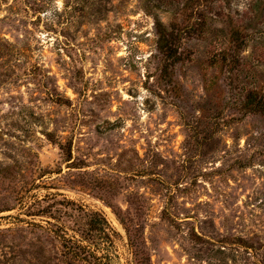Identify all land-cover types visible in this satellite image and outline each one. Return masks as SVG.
<instances>
[{
    "label": "rangeland",
    "instance_id": "374dc122",
    "mask_svg": "<svg viewBox=\"0 0 264 264\" xmlns=\"http://www.w3.org/2000/svg\"><path fill=\"white\" fill-rule=\"evenodd\" d=\"M185 2L0 0V264H264V20Z\"/></svg>",
    "mask_w": 264,
    "mask_h": 264
},
{
    "label": "trees",
    "instance_id": "16d2710c",
    "mask_svg": "<svg viewBox=\"0 0 264 264\" xmlns=\"http://www.w3.org/2000/svg\"><path fill=\"white\" fill-rule=\"evenodd\" d=\"M181 11L184 14V20L188 25L179 31L176 28L170 27L171 30H166L161 23L157 22L158 41L157 47L163 54L166 61L173 65L180 60L178 55V41L181 34L190 36H201L204 34L208 21L221 20L228 28V42L234 46L235 52L245 48L249 40L255 35L250 34L248 30H252L250 25H244V22L264 20V0H186ZM225 51L217 52V60L221 62L237 63V57L231 59L226 58ZM254 92H250L246 97V105H255ZM253 112H258L264 115V104L260 106L258 102L250 109ZM98 219L102 223H106L105 219L98 215ZM90 228L93 231L99 230L104 233L105 230L99 227L96 220H91Z\"/></svg>",
    "mask_w": 264,
    "mask_h": 264
}]
</instances>
